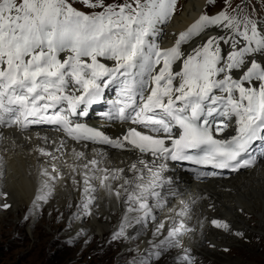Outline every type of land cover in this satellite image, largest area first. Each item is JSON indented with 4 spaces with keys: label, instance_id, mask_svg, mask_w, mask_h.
I'll use <instances>...</instances> for the list:
<instances>
[{
    "label": "snow or ice",
    "instance_id": "obj_1",
    "mask_svg": "<svg viewBox=\"0 0 264 264\" xmlns=\"http://www.w3.org/2000/svg\"><path fill=\"white\" fill-rule=\"evenodd\" d=\"M83 2L99 11L85 13L70 0H0V124L53 125L78 142L150 154L153 165L169 159L232 171L253 165L252 153L264 148V59L255 58L258 53L264 57V27L230 15V0H225L221 11L201 14L177 34L172 46L163 48L150 36L157 23L174 13L176 0ZM210 28L222 32L208 36L190 53L182 50ZM224 44L231 50L223 52ZM113 83H118L119 98L113 101L114 112L103 115L132 125L121 136L113 138L71 120L72 114H86L77 110L97 103ZM226 120H234L237 127L230 137L218 139L214 133L225 131ZM38 152L50 157L51 170L41 171L34 207L47 202L51 182L64 177L58 156L44 148ZM74 157L85 160L83 152L74 151ZM99 165L98 159L68 165L73 185H83L84 202L78 207L91 214L97 188L121 200L125 217L112 237L120 239L127 228L143 226L151 217L149 200L161 196L157 188L165 165L154 169L139 160L127 169L131 177L123 168ZM7 196L0 191V201ZM9 207L0 203V208ZM211 223L229 230L226 222ZM164 229L165 224H159L155 234ZM186 230L183 222L168 229L155 245L154 257L159 259L167 248L175 247ZM184 260L191 264L188 256Z\"/></svg>",
    "mask_w": 264,
    "mask_h": 264
},
{
    "label": "bare ground",
    "instance_id": "obj_2",
    "mask_svg": "<svg viewBox=\"0 0 264 264\" xmlns=\"http://www.w3.org/2000/svg\"><path fill=\"white\" fill-rule=\"evenodd\" d=\"M182 1L184 2L182 12L175 9L170 18L156 25L166 29V48L174 44L179 32L186 30L204 14L208 0ZM258 24L264 27V15ZM221 32L220 29L210 28L201 36L182 45V50L190 53L208 36ZM239 42L243 43L242 40ZM222 49L225 53L231 50L228 44L222 45ZM255 58L264 59L259 53ZM40 148L59 157L56 163L64 177L59 181H52L54 187L47 202H39L38 206L34 207L33 200L43 179L41 171L44 168L51 170L48 163L50 157L41 156L38 152ZM58 148L59 152L56 151ZM74 151L83 152L85 160H76ZM91 159H98L101 168H123L127 177L132 175L127 169L132 163L137 162V157L131 154H114L100 145L71 143L60 134L50 135L40 130L18 134L12 129L0 128V191L8 193L7 198L0 203L11 205L7 209L0 208V217L3 219L10 215L24 214L31 218V224H39L38 209H44L48 223L53 219L69 221L70 235H73L74 240L83 237V240L87 241L97 234L99 237L111 235V240H114L113 234L119 231L125 217L126 205L121 200L108 194L104 189L97 188L93 194L95 199L91 206V214H86L78 207L84 202L83 185H73L68 165H82ZM145 175L147 178V173ZM161 175L164 178L167 176L166 172H162ZM176 176L180 178L177 196L169 201L165 197L150 198L153 219H148L143 226L136 225L134 228L126 229L122 253L127 250L136 251L138 256L150 264H158L160 260L165 264H186L185 256L189 258L196 256L204 262L212 260L223 264H242L240 258L227 257L222 251L232 245L245 247L242 240L245 238L247 240L255 236L264 238V158L254 167H250L249 171L227 179L196 180L180 172L176 173ZM77 179L80 177L77 176ZM161 181L157 191L163 186V179ZM116 183L119 181L114 182ZM214 219H222L228 223L229 230L213 228L211 221ZM181 222L187 230L177 237L176 246L167 248L159 259L154 257L155 245L166 236L168 229L174 225L178 226ZM161 223L165 224V229L160 235H156V228ZM237 232L243 235H235Z\"/></svg>",
    "mask_w": 264,
    "mask_h": 264
},
{
    "label": "rangeland",
    "instance_id": "obj_3",
    "mask_svg": "<svg viewBox=\"0 0 264 264\" xmlns=\"http://www.w3.org/2000/svg\"><path fill=\"white\" fill-rule=\"evenodd\" d=\"M70 2L76 9L85 13L99 11L98 8H89L83 0ZM105 2L119 3L122 0ZM224 5L225 0H208L204 14L214 15L221 11ZM230 5L227 9L229 14L241 20L250 18L258 22L264 15V0H230ZM183 7L184 2L176 0L175 9L182 12ZM249 170L250 168H247L240 173ZM38 211L40 223H35L36 225L31 224L30 217L25 220L24 214L10 215L3 219L0 217V264H117L119 261L120 264H150L138 256L136 251L127 250L122 253L123 237L111 240V235L99 237L97 234L87 241H84L83 237L74 240L73 235H70L69 221L53 219L48 223L45 210ZM242 240L245 247H226L222 251L225 256L240 258L242 264H264V238L255 236ZM190 260L191 264H223L212 260L204 262L196 256ZM158 264L165 262L160 260Z\"/></svg>",
    "mask_w": 264,
    "mask_h": 264
}]
</instances>
